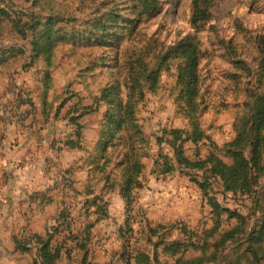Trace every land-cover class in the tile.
<instances>
[{
	"label": "rangeland",
	"instance_id": "rangeland-1",
	"mask_svg": "<svg viewBox=\"0 0 264 264\" xmlns=\"http://www.w3.org/2000/svg\"><path fill=\"white\" fill-rule=\"evenodd\" d=\"M104 1L6 0L2 6L24 20L30 14L48 15L54 11L63 19L60 24L70 27L78 26L68 21L71 16L80 23L90 21L92 11L105 5ZM113 1L122 9L118 12L131 23L118 29V38L104 42L63 41L51 60L43 53L33 52L32 38H23L14 24L4 22L0 27V264H29L36 248L31 243V249L23 251L21 244L32 234H44L47 227L58 225L59 214L65 209L70 213H65L64 222L71 226L69 218L73 217L75 233L80 236L69 237L68 242L77 244L89 232L86 244L91 250L95 248L96 262L116 264L118 255L128 248L148 252L157 248L163 258L165 243L181 240L193 245L185 258L200 255L205 246L206 252L218 249L220 264H264L255 262L248 250L252 245L250 231L256 237L262 225L250 228L257 225L262 215L252 198L226 191L219 180L211 179L216 181L213 191L220 202L235 214L225 212L222 222L217 220L193 179L203 171L178 164L173 147L168 142L160 146L156 142V135H162L164 129H191L190 120L179 112L175 100V67L163 70L160 88L148 89L147 99L140 107L139 118L149 147L141 151L144 169L139 179L143 186L133 194L131 202L120 194L121 175L115 166L119 153L114 151L109 165L100 170L104 159L95 146L102 137V123L111 112L110 103L102 99L104 86L111 82L120 84L122 94H126L125 67L131 54H148L196 33L190 21L192 0H162L155 15L142 17L132 7L133 0ZM237 19L256 32L264 26V0H217L213 19L198 33L211 91L207 93L209 108L201 119L205 138L198 143L190 139L184 142L191 159H204L215 151L230 162L222 148L236 135L235 91L217 90V85L231 67L224 41L242 37L236 32ZM226 82L234 84L233 80ZM82 105H94L95 110L79 119L80 138L72 122L75 119L71 118L81 112ZM163 155L171 156L174 169L164 162ZM117 166L121 167L118 162ZM89 185L98 187V193L108 201L105 216L95 211L96 206L85 209ZM111 185L118 189H106ZM90 222L94 225L88 229ZM235 227L236 231L221 242L224 232ZM65 234L67 231L58 235V242ZM60 264H76V258H65Z\"/></svg>",
	"mask_w": 264,
	"mask_h": 264
},
{
	"label": "trees",
	"instance_id": "trees-1",
	"mask_svg": "<svg viewBox=\"0 0 264 264\" xmlns=\"http://www.w3.org/2000/svg\"><path fill=\"white\" fill-rule=\"evenodd\" d=\"M132 7L140 17L144 15H155L158 12L162 0H133ZM217 0H192L190 21L196 33H189L176 40L172 45L157 47L154 52L144 54V51H135L129 56L126 63L127 83L126 94H122V86L107 83L102 89V99L110 103L108 112L109 118L103 121L101 139L95 146L99 157L104 159L100 166L109 165L113 152L120 155L117 161L121 167L120 194L132 200L140 188L142 180L139 175L143 172L144 164L141 162L143 149L149 147V138L146 135L143 124L140 122L139 111L147 99V90L157 91L160 88V77L163 70L176 68V92L175 100L178 103L179 112L183 113L191 123V129L185 130L181 127L164 129L162 135H156V142L160 146L168 142L174 149L178 164L196 167L203 171L199 178H193L203 190V195L212 208V214L222 222L223 214L229 212L235 215L231 209L225 207L218 199L213 187L219 180L226 191L241 193L252 198L256 208L262 210L259 220L250 228L261 225L260 232L254 237L253 230L250 231L252 245L248 250L253 254L255 262L264 261V26L253 30L246 27L242 21L236 20V32L242 37L235 40L232 38L224 41L226 55L230 57L231 67L224 72L223 78L217 85L218 89L231 88L235 91L236 118L235 137L223 145L224 155L230 158L226 162L220 152L211 151L204 159H191L185 152L184 142L192 140L198 143L206 136L201 126V119L209 108L207 93L210 94V84L207 82V75L204 70L203 61L205 52L202 49V41L198 33L210 24L214 17V9ZM258 1V0H255ZM6 0H0V27L4 22L15 25V29L23 38H32V51L43 53V56L52 59L61 42L72 40L78 42L84 40H97L104 42L118 38L121 34L118 29L129 25L125 17L118 11L122 9L113 0H105L104 4L95 12L92 11V20L83 21L71 16L68 21L78 26L61 25L60 19L54 11L48 15L30 14L28 19L22 18L17 13L9 12L8 7L2 5ZM6 5V4H5ZM65 18V17H64ZM131 24V23H130ZM11 49H7L9 51ZM1 59V58H0ZM2 60H0L1 63ZM233 80L234 84L229 85ZM81 112L74 114L71 120L76 125V134L81 138L82 124L79 119L93 110L94 105H82ZM164 162L170 169L175 165L169 160L171 156L163 155ZM172 160V159H171ZM107 180L109 176L105 177ZM214 179V180H211ZM96 186L89 185L85 191V209L96 206V212L107 213L108 201H105L97 191ZM108 190L118 189L116 186H107ZM91 195H94L91 197ZM103 201V202H102ZM62 210L59 214L61 222L53 227H47L46 234L34 233L30 238L21 244L20 249L28 251L30 244H34L36 250L33 259L29 264H60L65 258H76V264H115L114 262L101 263L94 260V249L86 244L90 233H85V239L77 244L68 242V238H80L73 227V217L66 220ZM98 218L97 220H99ZM221 224V223H220ZM94 225L90 222L89 229ZM186 228V227H185ZM237 227L226 230L221 242L231 236ZM187 229V228H186ZM241 226L238 228V231ZM155 232L157 228L153 229ZM67 231L58 242V235ZM159 231V228H158ZM91 232V231H90ZM82 235V232H81ZM191 242L183 243L181 240H174L165 243L163 248L164 257L160 258L158 249L151 252L128 248L118 255L116 264H199L216 263L220 264L219 251H204L200 255H193L185 258ZM195 247V246H194ZM197 248V247H196ZM249 252V253H250ZM76 254L74 256L73 254ZM72 257V258H71ZM244 259L247 261L246 254ZM241 261V258H239ZM121 261V262H120ZM249 264L252 262L249 261Z\"/></svg>",
	"mask_w": 264,
	"mask_h": 264
},
{
	"label": "crops",
	"instance_id": "crops-1",
	"mask_svg": "<svg viewBox=\"0 0 264 264\" xmlns=\"http://www.w3.org/2000/svg\"><path fill=\"white\" fill-rule=\"evenodd\" d=\"M64 261H65V259H64ZM64 261H63V263H64ZM30 263V262H29ZM62 263V262H61Z\"/></svg>",
	"mask_w": 264,
	"mask_h": 264
}]
</instances>
